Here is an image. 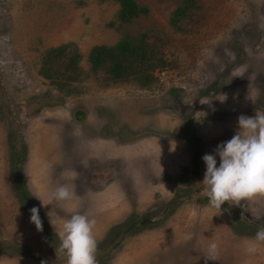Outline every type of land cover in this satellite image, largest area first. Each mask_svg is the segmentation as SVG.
<instances>
[{
    "label": "rangeland",
    "instance_id": "374dc122",
    "mask_svg": "<svg viewBox=\"0 0 264 264\" xmlns=\"http://www.w3.org/2000/svg\"><path fill=\"white\" fill-rule=\"evenodd\" d=\"M137 1L148 15L119 24L113 1L0 0V264H264V165L242 175L234 133L200 137L237 113L264 120V0H199L187 31L169 23L179 0ZM140 31L167 60L151 86L92 73V46ZM64 42L83 54L70 93L38 73Z\"/></svg>",
    "mask_w": 264,
    "mask_h": 264
},
{
    "label": "trees",
    "instance_id": "16d2710c",
    "mask_svg": "<svg viewBox=\"0 0 264 264\" xmlns=\"http://www.w3.org/2000/svg\"><path fill=\"white\" fill-rule=\"evenodd\" d=\"M108 1L116 2L119 5L116 13V20L119 24L130 23L141 16L148 15L150 11L147 5L140 4L137 0ZM200 14L199 0H179L170 14L169 23L176 31H187L196 24ZM113 23L114 21H111L109 25H113ZM82 58L83 54L74 42L50 46L41 55L38 73L48 79L56 89L70 93L73 83L82 78L83 71L80 66ZM87 60L92 73H102L104 80L112 83L134 82L141 87L151 86L156 81L158 73L167 66L164 53L156 43L149 40L147 31L124 33L112 45H94L87 53ZM189 144L194 154L193 166L198 167L200 145L194 134L189 135ZM15 148L13 151L15 181L29 212L35 221L45 229L33 211L19 173L21 148L17 146ZM188 171L189 167L184 166L177 179L180 182H185ZM143 222L139 220L128 222L123 235L128 230L132 231L135 227H141ZM116 229V231L119 230V225Z\"/></svg>",
    "mask_w": 264,
    "mask_h": 264
},
{
    "label": "crops",
    "instance_id": "0c3cea01",
    "mask_svg": "<svg viewBox=\"0 0 264 264\" xmlns=\"http://www.w3.org/2000/svg\"><path fill=\"white\" fill-rule=\"evenodd\" d=\"M246 90V89H245ZM244 90V91H245ZM221 124L215 121H210L209 123H203L200 127V137L206 138L203 132H206L207 135H210L212 132L219 131L220 133H234L236 137H238L237 141L231 142V146L228 149H225L226 152L232 151L235 156L241 152H243L241 159L243 160V164L245 169H242V175L246 174H256L259 171V167L264 165V120L256 123L248 117V115H242L241 113H237L236 115H232L231 118L228 119L227 122H224L222 127ZM203 134V135H202ZM205 135V136H204ZM102 139V138H101ZM103 141V140H102ZM106 143V142H105ZM245 143V145H244ZM247 143L251 144L249 149L247 148ZM140 152L144 151L148 154V149L153 151L155 148H149V140L140 143L139 145ZM116 147L115 152H113L115 157H122L125 154V146ZM144 148V150H142ZM100 147H97V151L94 153H101ZM135 150V151H139ZM146 150V151H145ZM155 151V150H154ZM169 152L165 154L168 156V161L172 160V148L169 147ZM152 157V155H151ZM239 157V158H240ZM148 158V157H147ZM166 164V162H165ZM106 194H100L99 197Z\"/></svg>",
    "mask_w": 264,
    "mask_h": 264
}]
</instances>
